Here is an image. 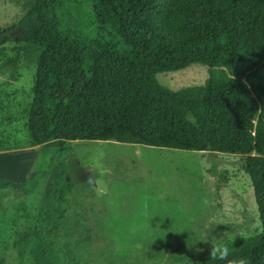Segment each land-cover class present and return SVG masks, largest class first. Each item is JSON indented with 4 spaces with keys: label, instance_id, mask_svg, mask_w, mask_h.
Wrapping results in <instances>:
<instances>
[{
    "label": "trees",
    "instance_id": "1",
    "mask_svg": "<svg viewBox=\"0 0 264 264\" xmlns=\"http://www.w3.org/2000/svg\"><path fill=\"white\" fill-rule=\"evenodd\" d=\"M82 1L94 9L95 36L60 14ZM9 43L44 48L29 126L62 160L78 141L244 157L262 232L196 264H264V0H37L0 32V48ZM194 64L211 69L202 87L173 92L158 81ZM62 171L38 215L18 208L28 222L12 244L19 264H54L46 234L59 231L72 193ZM28 185L1 180L0 209L6 192Z\"/></svg>",
    "mask_w": 264,
    "mask_h": 264
},
{
    "label": "rangeland",
    "instance_id": "2",
    "mask_svg": "<svg viewBox=\"0 0 264 264\" xmlns=\"http://www.w3.org/2000/svg\"><path fill=\"white\" fill-rule=\"evenodd\" d=\"M36 1L0 0V32L19 26ZM60 14L83 35H96L89 2L71 3ZM43 53L26 43L0 49V181L29 182L26 191H8L3 200L1 263L19 264L12 244L28 222L17 219L18 208L38 215L62 170L72 193L59 231L46 234L54 264H196L227 240L262 232L244 157L78 141L62 160L55 148L36 145L29 116ZM210 77L211 69L194 64L162 73L158 81L179 92L202 87Z\"/></svg>",
    "mask_w": 264,
    "mask_h": 264
},
{
    "label": "crops",
    "instance_id": "3",
    "mask_svg": "<svg viewBox=\"0 0 264 264\" xmlns=\"http://www.w3.org/2000/svg\"><path fill=\"white\" fill-rule=\"evenodd\" d=\"M10 27H11V26H10ZM8 29H9V28H8ZM9 44H10V43H9ZM7 45H8V44H7ZM7 45H5L4 47H6ZM4 47H1V48H4ZM1 48H0V49H1ZM137 146H140V145H137Z\"/></svg>",
    "mask_w": 264,
    "mask_h": 264
}]
</instances>
